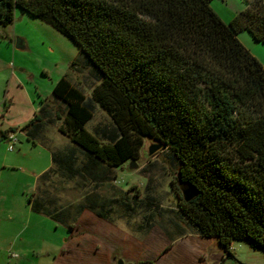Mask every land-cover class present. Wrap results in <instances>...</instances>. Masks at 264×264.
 Here are the masks:
<instances>
[{"label": "trees", "instance_id": "16d2710c", "mask_svg": "<svg viewBox=\"0 0 264 264\" xmlns=\"http://www.w3.org/2000/svg\"><path fill=\"white\" fill-rule=\"evenodd\" d=\"M213 1L0 0L1 29L18 9L40 19L78 45L71 68L97 81L87 95L66 74L52 92L64 109L43 106L22 129L36 143L61 121L71 142L53 151L55 167L40 181L61 175L92 190L67 207L31 196L34 212L69 227L86 209L109 218L114 203H102L100 191L115 186L116 168L138 160L150 137L178 162L180 218L217 238L229 258L236 241L264 251V66L238 38L247 31L264 44V0H246L229 24ZM99 108L111 121L90 129ZM188 184L199 193L185 201ZM148 199L136 208L157 213Z\"/></svg>", "mask_w": 264, "mask_h": 264}, {"label": "crops", "instance_id": "0c3cea01", "mask_svg": "<svg viewBox=\"0 0 264 264\" xmlns=\"http://www.w3.org/2000/svg\"><path fill=\"white\" fill-rule=\"evenodd\" d=\"M219 2V8L212 5L213 2L211 6L227 24L247 7L246 4L242 8H235L229 0ZM10 27L11 25L3 29L9 38ZM17 38L14 41L15 47ZM238 38L264 66V44L255 41L247 31L239 33ZM31 71L25 64H17L5 58L0 61V235L24 234L29 230L32 220L33 223L47 220L51 225H62L68 235L62 245L51 243L47 248L48 254L54 255L50 264H119L120 260L124 264H219L225 259L226 253L217 238L201 235L186 221L188 229L177 227L179 232L176 233V238L167 235L168 238L161 239L160 243L156 238L142 241L140 235L146 238L153 235L161 213L152 214L154 207L151 210L145 208L144 211L136 208L142 200L127 192L117 196L101 190L102 203H114L110 207L109 218L86 209L76 220L68 222L72 227L57 222L51 216L34 212L30 199L31 196H41L38 192L44 184L40 177L55 167L53 151L64 149L69 143L65 141L66 145L62 146L49 136L54 124L47 126L44 140L36 143L22 130L43 106H48L51 113H56L59 108L64 109L61 101L55 98L41 102V93L29 86ZM59 126L55 127L56 131L65 136L60 132ZM12 133L16 134L18 141L15 149L9 151L8 137ZM45 152L50 157L48 164L44 163ZM115 188L112 187L114 193ZM48 199H55L59 206H63L57 197ZM127 201L129 209L133 210L126 209L124 203ZM156 201L159 202L157 199ZM119 210L121 211L118 212ZM170 220L173 222V217ZM122 221H137L138 228L135 232L139 236L130 238L131 236L126 235V231L119 227ZM233 255L231 258H236V254Z\"/></svg>", "mask_w": 264, "mask_h": 264}, {"label": "rangeland", "instance_id": "374dc122", "mask_svg": "<svg viewBox=\"0 0 264 264\" xmlns=\"http://www.w3.org/2000/svg\"><path fill=\"white\" fill-rule=\"evenodd\" d=\"M229 2L235 8H242L247 4L246 0H229ZM219 3V0H214L212 5L219 8ZM9 31L10 38L0 28V61L5 58L17 64H25L29 70H32L29 75V86L38 89L41 93V102L44 99L49 101L54 98L52 95L54 86L68 73L72 81L81 86L87 95H90L97 81L89 77L88 71L81 67L71 68V63L80 51L78 45L71 39L20 9L16 11L15 20ZM17 37L26 40L28 49L22 51L15 47L14 41ZM110 121L108 113L99 108L89 128L91 129L98 123H109ZM60 124L61 121L52 125L49 136L53 137L54 142L65 146V141L70 144L71 140L67 136L59 135L56 131L55 127ZM153 143L160 142L154 138H146L141 157L116 168L117 176L112 183L116 187L115 193L109 185L103 190L117 196L127 192L128 195H136L141 200L150 196L157 199L161 207L157 211L161 215L154 226L155 232L147 238L140 235V239L150 241L156 238L160 243V240L165 239L167 235L171 238L177 237L176 233L179 231L175 223L184 229H188V225L185 224L183 218H180L178 192L172 186V182L176 181L178 176V162L170 149L165 147L150 155L149 148ZM44 154V163L48 164L49 154L47 152ZM91 191L90 186H81L75 179L70 180L61 175H53L48 182L41 185L38 194L45 198L57 197L63 206H68L77 203ZM180 194L182 196V192ZM170 217H173V222ZM121 223L119 227L123 228L126 231L125 234L131 236L130 238L139 236L135 232L138 228L137 221L130 223L122 221ZM67 235L68 231L62 225H51L47 220L33 223L32 220L29 230L24 234L0 235V264H50L54 255L48 254L47 248L51 243L62 245ZM233 248L236 258H228L224 249L225 259L219 264H264V251L251 248L248 242L236 241L233 243Z\"/></svg>", "mask_w": 264, "mask_h": 264}, {"label": "water", "instance_id": "95a60500", "mask_svg": "<svg viewBox=\"0 0 264 264\" xmlns=\"http://www.w3.org/2000/svg\"><path fill=\"white\" fill-rule=\"evenodd\" d=\"M27 42L24 38H17L16 41V48L22 51H25L27 48ZM164 147V145L162 143H153L150 145L149 148V154L152 155L154 153H156L157 151H159L160 149H162ZM135 166V163H132ZM199 191L197 190V188L192 185V184H188L187 186H185L182 190V198L185 201H190L193 198H195L198 195ZM119 264H124V262L122 260L119 261Z\"/></svg>", "mask_w": 264, "mask_h": 264}, {"label": "built area", "instance_id": "2783aa9c", "mask_svg": "<svg viewBox=\"0 0 264 264\" xmlns=\"http://www.w3.org/2000/svg\"><path fill=\"white\" fill-rule=\"evenodd\" d=\"M18 139L15 133H12L8 137V149L9 151H13L15 149V145L17 143Z\"/></svg>", "mask_w": 264, "mask_h": 264}]
</instances>
